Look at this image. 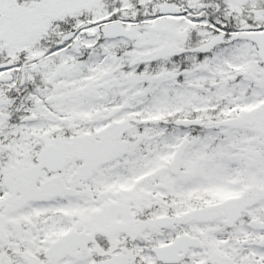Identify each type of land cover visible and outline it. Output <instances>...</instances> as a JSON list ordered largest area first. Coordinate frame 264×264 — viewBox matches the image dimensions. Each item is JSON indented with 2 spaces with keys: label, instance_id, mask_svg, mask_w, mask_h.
Here are the masks:
<instances>
[{
  "label": "snow or ice",
  "instance_id": "snow-or-ice-1",
  "mask_svg": "<svg viewBox=\"0 0 264 264\" xmlns=\"http://www.w3.org/2000/svg\"><path fill=\"white\" fill-rule=\"evenodd\" d=\"M0 264H264V0H0Z\"/></svg>",
  "mask_w": 264,
  "mask_h": 264
}]
</instances>
